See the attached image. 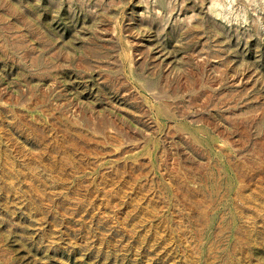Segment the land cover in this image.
<instances>
[{"label":"rangeland","instance_id":"obj_1","mask_svg":"<svg viewBox=\"0 0 264 264\" xmlns=\"http://www.w3.org/2000/svg\"><path fill=\"white\" fill-rule=\"evenodd\" d=\"M0 264H264V0H0Z\"/></svg>","mask_w":264,"mask_h":264}]
</instances>
